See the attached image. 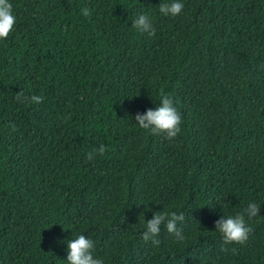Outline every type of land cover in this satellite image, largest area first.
<instances>
[{
    "label": "trees",
    "instance_id": "16d2710c",
    "mask_svg": "<svg viewBox=\"0 0 264 264\" xmlns=\"http://www.w3.org/2000/svg\"><path fill=\"white\" fill-rule=\"evenodd\" d=\"M165 2L10 0L0 264H68L80 234L103 264H264V0H181L175 17ZM139 14L154 36L132 26ZM19 92L43 101L18 103ZM161 92L181 113L171 140L134 119ZM249 203L260 209L247 242L222 252L216 221ZM164 210L184 215L186 239L162 225L154 246L144 224Z\"/></svg>",
    "mask_w": 264,
    "mask_h": 264
},
{
    "label": "clouds",
    "instance_id": "9594fccd",
    "mask_svg": "<svg viewBox=\"0 0 264 264\" xmlns=\"http://www.w3.org/2000/svg\"><path fill=\"white\" fill-rule=\"evenodd\" d=\"M184 8L181 0H168V2L160 3L159 11L165 16H177ZM82 15L89 16L90 12L87 8L81 10ZM16 24V17L13 14V5L10 0H0V40L6 39ZM132 26L142 33H147L149 36L155 35V28L152 21L146 14H139L133 20ZM15 99L18 103L25 101L29 103H40L43 101L42 96H25L23 92L17 93ZM140 129L148 131L154 135H164L165 138L171 140L181 131V113L175 106V102L170 95L161 92L160 103L155 109H148L145 113H137L134 117ZM13 125V130H14ZM106 147L101 144L93 152L87 154V159H94V153L103 155L106 152ZM260 205L249 203L242 212H237L235 215H223L221 219L216 221L215 229L222 235L223 244L222 252H228L226 245L230 244H245L248 240L252 227L247 223L246 217L252 219L259 215ZM185 219L183 214H177L175 211H159L155 212L150 220L144 224L145 231L142 233L144 241H151L154 246L160 244L159 236L161 226L163 225L167 232L174 234L177 242H183L186 237L183 230L177 227L178 222H183ZM67 262L68 264H103L99 258H94L95 242L80 234L76 238L67 242ZM233 253L236 249H231Z\"/></svg>",
    "mask_w": 264,
    "mask_h": 264
}]
</instances>
